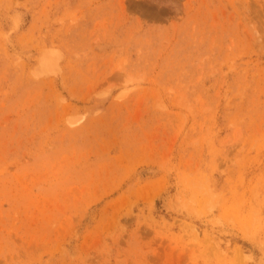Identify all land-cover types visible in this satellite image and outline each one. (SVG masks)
Here are the masks:
<instances>
[{"label": "rangeland", "instance_id": "obj_1", "mask_svg": "<svg viewBox=\"0 0 264 264\" xmlns=\"http://www.w3.org/2000/svg\"><path fill=\"white\" fill-rule=\"evenodd\" d=\"M0 264H264V0H0Z\"/></svg>", "mask_w": 264, "mask_h": 264}]
</instances>
